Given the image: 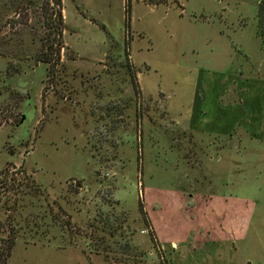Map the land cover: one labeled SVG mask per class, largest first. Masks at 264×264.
Returning a JSON list of instances; mask_svg holds the SVG:
<instances>
[{"label":"rangeland","instance_id":"rangeland-1","mask_svg":"<svg viewBox=\"0 0 264 264\" xmlns=\"http://www.w3.org/2000/svg\"><path fill=\"white\" fill-rule=\"evenodd\" d=\"M259 1L0 0V264H264Z\"/></svg>","mask_w":264,"mask_h":264},{"label":"trees","instance_id":"trees-1","mask_svg":"<svg viewBox=\"0 0 264 264\" xmlns=\"http://www.w3.org/2000/svg\"><path fill=\"white\" fill-rule=\"evenodd\" d=\"M19 16L23 17L21 28L29 27L33 36L35 61L48 66V77L53 74L54 68L62 64L61 56L64 49V32L66 29L63 14V0H18ZM129 7L126 5V22L129 24ZM25 17V18H24ZM33 18V22L31 23ZM257 28L261 37H264V0H260L257 8ZM12 26V25H11ZM114 236V233L111 234ZM13 246L5 249V256L1 264H7Z\"/></svg>","mask_w":264,"mask_h":264},{"label":"crops","instance_id":"crops-1","mask_svg":"<svg viewBox=\"0 0 264 264\" xmlns=\"http://www.w3.org/2000/svg\"><path fill=\"white\" fill-rule=\"evenodd\" d=\"M214 200L215 199H213V198H210V200L208 201V204H211L212 202H214ZM207 204V205H208ZM213 204V203H212ZM203 217H204V219H206V221H204V220H201L202 222H201V226H206L207 224H208V222L211 220L210 219V217L209 216H207V217H205L204 216V213H203ZM203 223H204V225H203ZM211 230V229H210ZM195 233V232H194ZM214 233H216L217 235H220V234H222L221 232H219L217 229H214ZM204 236H205V233H204V230H201V232L199 233V234H196V236H194L195 238L194 239H192V242H196L197 244H201V243H203L204 242ZM221 237V236H220ZM176 243H174L173 244V247L175 248L176 246Z\"/></svg>","mask_w":264,"mask_h":264}]
</instances>
